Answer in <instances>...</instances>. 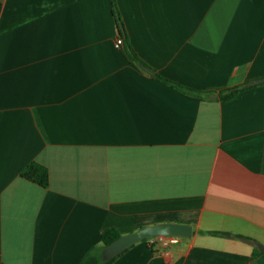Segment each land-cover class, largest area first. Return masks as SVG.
<instances>
[{"label":"crops","instance_id":"0c3cea01","mask_svg":"<svg viewBox=\"0 0 264 264\" xmlns=\"http://www.w3.org/2000/svg\"><path fill=\"white\" fill-rule=\"evenodd\" d=\"M117 5L150 72L117 47L111 0H0V264H79L106 229L161 223L192 237L113 264H264V82L222 102L153 74L200 91L264 80V0ZM33 162L48 188L21 177Z\"/></svg>","mask_w":264,"mask_h":264},{"label":"trees","instance_id":"16d2710c","mask_svg":"<svg viewBox=\"0 0 264 264\" xmlns=\"http://www.w3.org/2000/svg\"><path fill=\"white\" fill-rule=\"evenodd\" d=\"M112 1V7H113V16L116 21V25L118 28L119 36L123 40V45L128 53V56L130 59L135 62L137 65L141 66L143 69L149 70V67L137 56V54L133 51L127 37L126 33L123 27L122 19L120 16V12L117 5V0H111ZM154 77L162 82H164L166 85L173 87L180 91L183 94L196 97L200 100L205 99L209 96H215L218 100L222 102H228L237 99L243 92L248 91L250 89H253L260 85L257 83L258 81H255L256 84H252L251 82H247L245 84H242L237 87L229 88V89H220L219 91H216L214 89L206 90V91H200L191 89L188 87H185L183 85H180L178 83H175L173 81H170L153 71ZM21 177L31 183L37 184L41 186L42 188H48L50 183V173L46 166L42 165L38 162H33L30 165H28L24 171L21 174ZM209 235L213 236H222L227 238H238V239H244V240H250L249 238L242 236V235H235L228 232H215L210 231L207 232ZM121 234L118 232L115 228H109L103 231L101 235V245L90 248L82 257L79 264H113V262L121 256L122 254L118 255L116 258L111 259L109 261H104L102 253L103 251L115 240H117ZM150 240H145L144 242H149ZM255 255L258 254H264L261 253L258 249L254 252Z\"/></svg>","mask_w":264,"mask_h":264},{"label":"water","instance_id":"95a60500","mask_svg":"<svg viewBox=\"0 0 264 264\" xmlns=\"http://www.w3.org/2000/svg\"><path fill=\"white\" fill-rule=\"evenodd\" d=\"M147 70V69H146ZM148 72H150L148 70ZM264 80H258L257 83H263ZM193 227L190 225L176 223H161L158 225L147 226L139 229L136 232L121 235L117 240L112 242L102 253L103 260L109 261L122 254L132 246L142 241L162 237V236H178L182 238H191ZM256 247L264 252V246L257 243Z\"/></svg>","mask_w":264,"mask_h":264},{"label":"built area","instance_id":"2783aa9c","mask_svg":"<svg viewBox=\"0 0 264 264\" xmlns=\"http://www.w3.org/2000/svg\"><path fill=\"white\" fill-rule=\"evenodd\" d=\"M123 40L119 38L117 41V47L122 46ZM149 245L152 249H166L172 246L180 245L183 241L182 237L178 236H162L149 239Z\"/></svg>","mask_w":264,"mask_h":264}]
</instances>
